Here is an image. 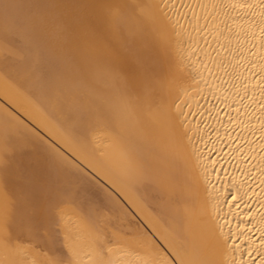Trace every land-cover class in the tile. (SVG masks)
<instances>
[{
	"label": "bare ground",
	"instance_id": "1",
	"mask_svg": "<svg viewBox=\"0 0 264 264\" xmlns=\"http://www.w3.org/2000/svg\"><path fill=\"white\" fill-rule=\"evenodd\" d=\"M0 264H264V0H0Z\"/></svg>",
	"mask_w": 264,
	"mask_h": 264
}]
</instances>
